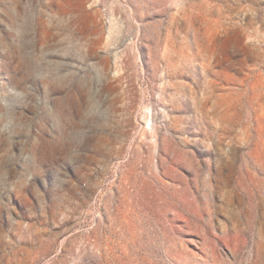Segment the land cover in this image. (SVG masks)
<instances>
[{"label":"rangeland","instance_id":"obj_1","mask_svg":"<svg viewBox=\"0 0 264 264\" xmlns=\"http://www.w3.org/2000/svg\"><path fill=\"white\" fill-rule=\"evenodd\" d=\"M0 264H264V0H0Z\"/></svg>","mask_w":264,"mask_h":264}]
</instances>
